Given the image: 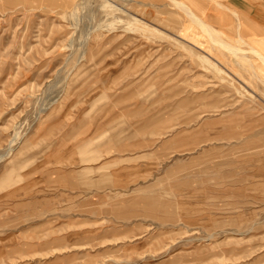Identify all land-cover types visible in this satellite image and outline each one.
<instances>
[{
  "label": "rangeland",
  "instance_id": "1",
  "mask_svg": "<svg viewBox=\"0 0 264 264\" xmlns=\"http://www.w3.org/2000/svg\"><path fill=\"white\" fill-rule=\"evenodd\" d=\"M176 1L264 50V0ZM218 49L172 0H0V264H264V82Z\"/></svg>",
  "mask_w": 264,
  "mask_h": 264
},
{
  "label": "bare ground",
  "instance_id": "2",
  "mask_svg": "<svg viewBox=\"0 0 264 264\" xmlns=\"http://www.w3.org/2000/svg\"><path fill=\"white\" fill-rule=\"evenodd\" d=\"M172 1L177 5V7H179L182 11H184V13L191 19V21H193V23H195L204 32L212 48H219L220 50H225L229 52L233 56L232 58H234V63L238 67L245 69L247 73L250 72V74L254 77V79L256 78L258 80H261V82H264L263 77L260 75L256 67V63L252 59V57L257 59L264 66L263 49H259L256 46L250 44L249 42H246L240 33L238 35L237 41L236 42L233 41L237 44L228 41V39L226 40L223 37L224 33L221 30L215 29L211 24H209L208 22L197 16L188 5L184 3H178L176 0H172ZM240 26L241 23L238 26L239 30H240ZM242 45L247 46V48H243ZM250 55H252V57ZM202 61H204L203 58Z\"/></svg>",
  "mask_w": 264,
  "mask_h": 264
},
{
  "label": "crops",
  "instance_id": "3",
  "mask_svg": "<svg viewBox=\"0 0 264 264\" xmlns=\"http://www.w3.org/2000/svg\"><path fill=\"white\" fill-rule=\"evenodd\" d=\"M245 6H249V5H245ZM252 6H258V5H252ZM260 13H258L257 15H255V17H256V20L258 21V22H256V24L257 25H264V18L263 17H259L258 15H259ZM260 22V23H259ZM259 23V24H258Z\"/></svg>",
  "mask_w": 264,
  "mask_h": 264
}]
</instances>
